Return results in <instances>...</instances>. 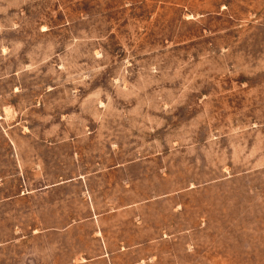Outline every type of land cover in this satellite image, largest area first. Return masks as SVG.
Returning a JSON list of instances; mask_svg holds the SVG:
<instances>
[{"label": "rangeland", "instance_id": "1", "mask_svg": "<svg viewBox=\"0 0 264 264\" xmlns=\"http://www.w3.org/2000/svg\"><path fill=\"white\" fill-rule=\"evenodd\" d=\"M0 264H264V0H0Z\"/></svg>", "mask_w": 264, "mask_h": 264}]
</instances>
